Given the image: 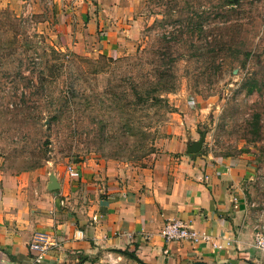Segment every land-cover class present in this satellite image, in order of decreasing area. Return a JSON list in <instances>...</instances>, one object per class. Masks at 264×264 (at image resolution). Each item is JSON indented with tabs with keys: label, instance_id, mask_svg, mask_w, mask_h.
I'll return each instance as SVG.
<instances>
[{
	"label": "rangeland",
	"instance_id": "1",
	"mask_svg": "<svg viewBox=\"0 0 264 264\" xmlns=\"http://www.w3.org/2000/svg\"><path fill=\"white\" fill-rule=\"evenodd\" d=\"M232 1L145 0L135 39L105 58L62 48L45 0H0V182L148 168L180 129L246 165L252 240L264 232V0Z\"/></svg>",
	"mask_w": 264,
	"mask_h": 264
},
{
	"label": "crops",
	"instance_id": "2",
	"mask_svg": "<svg viewBox=\"0 0 264 264\" xmlns=\"http://www.w3.org/2000/svg\"><path fill=\"white\" fill-rule=\"evenodd\" d=\"M144 1L45 0L62 48L105 58L135 39ZM190 141L195 138L186 140L178 129L148 168L79 164L77 181L55 177V192L41 171L1 178L0 264H35L27 248L33 233L50 243L36 264H264L253 258L240 190L250 171L240 160L187 155ZM173 219L221 248L163 242L158 232Z\"/></svg>",
	"mask_w": 264,
	"mask_h": 264
},
{
	"label": "built area",
	"instance_id": "3",
	"mask_svg": "<svg viewBox=\"0 0 264 264\" xmlns=\"http://www.w3.org/2000/svg\"><path fill=\"white\" fill-rule=\"evenodd\" d=\"M63 174L68 182L79 179V171L73 164H66ZM95 220V219H94ZM158 236L165 243L186 241L191 244H203L212 249H220L221 245L212 242V238L204 232H197L191 229L180 219L167 220L163 223L158 232ZM50 243L46 236L41 233H33L27 245L28 251L34 256V263L40 262L45 255ZM252 248L264 259V232L257 229L253 234ZM165 253V251L163 252Z\"/></svg>",
	"mask_w": 264,
	"mask_h": 264
},
{
	"label": "water",
	"instance_id": "4",
	"mask_svg": "<svg viewBox=\"0 0 264 264\" xmlns=\"http://www.w3.org/2000/svg\"><path fill=\"white\" fill-rule=\"evenodd\" d=\"M204 140V136L200 135L199 138L195 141H190L186 144L185 154L191 155L196 154L200 151L202 143ZM47 190L55 192L58 189V184L56 179L53 176L49 177V183L47 184ZM197 264H205V263H197Z\"/></svg>",
	"mask_w": 264,
	"mask_h": 264
},
{
	"label": "trees",
	"instance_id": "5",
	"mask_svg": "<svg viewBox=\"0 0 264 264\" xmlns=\"http://www.w3.org/2000/svg\"><path fill=\"white\" fill-rule=\"evenodd\" d=\"M226 3L228 4H233V1L232 0H226ZM157 99V98H156ZM200 152V151H199ZM128 255V254H127ZM130 255V254H129ZM131 256V255H130Z\"/></svg>",
	"mask_w": 264,
	"mask_h": 264
}]
</instances>
